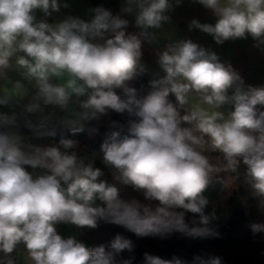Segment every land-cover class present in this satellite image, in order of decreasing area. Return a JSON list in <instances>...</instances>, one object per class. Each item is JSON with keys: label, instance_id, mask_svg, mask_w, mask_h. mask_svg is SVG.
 <instances>
[{"label": "clouds", "instance_id": "9594fccd", "mask_svg": "<svg viewBox=\"0 0 264 264\" xmlns=\"http://www.w3.org/2000/svg\"><path fill=\"white\" fill-rule=\"evenodd\" d=\"M181 2L123 0L120 13L97 6L87 21L69 15L50 23L46 18L67 3L0 0V264H16L21 248L25 264H132L134 257L122 253L133 252V242L120 234L106 249L58 232L61 224L94 229L101 219L138 237L218 238L204 193L226 183L221 172L237 173L241 164L245 182L264 198V86L247 85L230 63L191 39L169 40L156 52L162 75L146 95L129 86L144 69L143 45L159 43L155 30ZM194 2L215 22L192 19L189 30L218 45L251 37L264 52V0ZM126 15L138 31H127ZM110 111L129 117L111 120L102 133L100 159L112 183L68 138L101 135L99 126L88 125ZM21 128L33 139L58 137V143H31ZM209 153L220 160L214 163ZM120 186L146 202L121 199ZM249 228L262 234L264 222ZM144 261L187 264L147 252ZM191 264L223 261L198 255Z\"/></svg>", "mask_w": 264, "mask_h": 264}, {"label": "trees", "instance_id": "16d2710c", "mask_svg": "<svg viewBox=\"0 0 264 264\" xmlns=\"http://www.w3.org/2000/svg\"><path fill=\"white\" fill-rule=\"evenodd\" d=\"M95 6H103L113 12L120 13V0H90ZM158 77L145 68L138 71L136 77L129 81V86L137 89L140 96L146 95L151 91L150 81ZM121 94V90H116ZM86 98V97H82ZM169 100L176 103L173 95ZM129 117L127 114H118L110 111L108 115L102 116L98 121H92L88 127L99 126L101 135L90 137L86 132L76 135L68 134V138L77 140L79 147L78 153L82 157L94 159L97 167L104 168L100 159V146L103 141L102 133L106 130L107 124L111 120L125 122ZM213 162L220 160L219 153H209ZM222 163V161H221ZM105 177L109 183L114 182L113 176L108 169L104 168ZM245 167L241 164L237 173H231L233 184L226 188L224 183H213L204 195L209 200L206 208L207 213L215 211L216 219L212 221L211 226L215 227L220 236L218 238H193L174 233L167 238L156 237H138L131 231L108 223L101 219L100 223L94 229H88L86 233L92 239L89 247L104 245L109 248L110 242L117 235L129 239L133 242L134 250L129 253H122L124 258L133 256L132 264H142L144 253L156 255L162 259L171 260L178 257L181 260L191 264L195 256L208 257L210 251L215 252L212 256L222 258L223 264H264V233L253 235L249 224L252 222H264V205L261 201L264 198L254 195L251 186L244 180ZM120 197L124 200L133 198L144 201L142 193L134 191L131 187L120 186ZM186 220L191 222L193 214L186 213ZM245 223L247 239H242L236 233L240 223Z\"/></svg>", "mask_w": 264, "mask_h": 264}, {"label": "crops", "instance_id": "0c3cea01", "mask_svg": "<svg viewBox=\"0 0 264 264\" xmlns=\"http://www.w3.org/2000/svg\"><path fill=\"white\" fill-rule=\"evenodd\" d=\"M60 3L61 5L67 3L69 6L67 8L62 6L59 12L53 13L52 16L47 17L46 19L48 22L54 23L63 20L69 15L87 21L92 15L90 9L95 8L90 0H63L60 1ZM122 7L123 0H120V12ZM36 15L37 19H45L43 13L39 11H37ZM167 15L170 16V21L163 24L161 29L155 30L158 34L159 43H145L143 45L141 64L147 71L157 77L162 75L161 70L156 63V52L158 50L162 51L163 46L167 41L191 39L199 45L214 51L222 62L230 63L244 78L247 85L264 86V52L254 46L255 42L251 37H248L247 39L229 40L222 45H218L213 40L212 36L207 33L201 32L198 29L189 30V24L192 19H198L201 23L215 22V17L212 13L199 3L194 2V0H182L181 4L179 6H174V9L168 12ZM125 18L130 21V26L127 31H137V29L132 26V23H134V17L126 15ZM11 75L14 79L17 78L15 73H12ZM2 110L5 112H10L12 110L19 111V108H3ZM20 131L31 143L47 145L55 142L51 138L33 139L32 134L26 128H21ZM100 221L101 220L98 221V224ZM88 229L90 228L78 229L75 226L64 224L58 226V232L63 237L75 236L78 240L82 241L87 246H90L92 239L86 233ZM14 255L16 257V264H25L22 248L18 249L17 253Z\"/></svg>", "mask_w": 264, "mask_h": 264}, {"label": "rangeland", "instance_id": "374dc122", "mask_svg": "<svg viewBox=\"0 0 264 264\" xmlns=\"http://www.w3.org/2000/svg\"><path fill=\"white\" fill-rule=\"evenodd\" d=\"M220 176L223 177V179L226 181V183H224V185L226 186V188H230L233 184V180L231 178V173H225V172H221ZM237 235L239 237H241L242 239H247V231H246V225L245 223H240L238 226V229L236 231ZM215 252L210 251L209 253H207V255L212 256ZM142 264H145V261L143 260Z\"/></svg>", "mask_w": 264, "mask_h": 264}, {"label": "water", "instance_id": "95a60500", "mask_svg": "<svg viewBox=\"0 0 264 264\" xmlns=\"http://www.w3.org/2000/svg\"><path fill=\"white\" fill-rule=\"evenodd\" d=\"M52 139V138H51ZM53 140V139H52ZM53 141H55V142H57L58 143V137L57 138H55V140H53Z\"/></svg>", "mask_w": 264, "mask_h": 264}, {"label": "built area", "instance_id": "2783aa9c", "mask_svg": "<svg viewBox=\"0 0 264 264\" xmlns=\"http://www.w3.org/2000/svg\"><path fill=\"white\" fill-rule=\"evenodd\" d=\"M60 1H63V0H59V2H60ZM137 31H138V30H137Z\"/></svg>", "mask_w": 264, "mask_h": 264}]
</instances>
